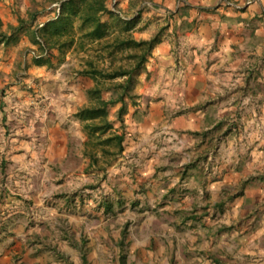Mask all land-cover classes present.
<instances>
[{
  "label": "rangeland",
  "instance_id": "rangeland-1",
  "mask_svg": "<svg viewBox=\"0 0 264 264\" xmlns=\"http://www.w3.org/2000/svg\"><path fill=\"white\" fill-rule=\"evenodd\" d=\"M56 1L13 0L10 5L6 4L12 7L14 16L20 11L26 13L27 5L28 13L42 15ZM136 11L129 0L125 15L132 16ZM107 18V15L103 17ZM11 25L2 23L0 31H9ZM142 26L133 31L136 38H141ZM22 35L19 33V37ZM13 42L1 46L3 56L15 54ZM75 48L64 53L55 50L53 63L33 72L26 57L32 49L24 47L15 61L5 64L10 66V72L1 73V95L5 96L8 90V94L12 93L13 105L24 99L31 107H39L38 110L47 113V121L41 132L38 120L32 133L25 131L24 122L19 121L15 113L8 124L7 135L10 132V138L17 140L6 149L15 152L0 163V264H121L122 238L126 244L127 264H210L218 258V253L222 256L220 259L227 258L225 264H253L244 262V254L236 252L240 247L237 237L264 227V173H250L244 179L234 174L236 177L219 185L215 181L222 175L211 172L200 192L198 186L192 188L193 176L186 163L177 164L173 158L169 166L166 162L170 154L161 152L153 159L145 155L143 158L131 156L127 152L105 170L88 169L90 159L84 155L82 147L86 133L73 115L76 111L72 112V103L79 101L80 95H74L78 85L83 86L86 99L78 107L90 103L87 90L94 81L79 70L83 60L94 53ZM30 57L34 58L32 54ZM89 78L92 86H89ZM67 100L71 103H66ZM64 108L67 113H62ZM116 109L117 106L110 108L114 121ZM256 109V112L251 111L254 118L251 128L261 131L262 122L258 121L264 112ZM65 132L69 139L66 156L60 153L59 143V136H64ZM41 133L44 142L41 149L37 142L35 151L43 156L34 159L20 141H31V137L40 140ZM246 140L241 146L243 159L253 166L259 162L264 164V151L254 160V144ZM213 149L209 144L205 151L209 153ZM225 149L232 150L227 146ZM55 150L60 152L55 153ZM205 151L199 153L197 160L203 161L209 172L216 166L223 168L224 173L234 169L230 161L235 155L229 156H233L230 160L226 157L216 162L215 158L209 159L208 154L204 158ZM242 156L240 162L244 161ZM252 176L255 178L250 179ZM208 224L211 225L209 233ZM204 234H208V238L202 245ZM232 234L236 236L228 237ZM257 240L259 247H264V237ZM218 241L224 246L219 250L211 249ZM229 244L234 246L233 252L227 250ZM255 259L259 260L258 253Z\"/></svg>",
  "mask_w": 264,
  "mask_h": 264
},
{
  "label": "crops",
  "instance_id": "crops-1",
  "mask_svg": "<svg viewBox=\"0 0 264 264\" xmlns=\"http://www.w3.org/2000/svg\"><path fill=\"white\" fill-rule=\"evenodd\" d=\"M10 1L13 0H0V21L17 25L18 18L28 19L29 5L26 6V13L20 11V14L14 16L11 14L12 7L8 6ZM224 1L153 0L152 6L143 8L140 25L144 28L140 31L141 37H151L164 29L162 41L155 46L146 68L139 75L136 87V92L141 96L139 103L131 107L126 116L124 154L129 152L131 156L143 158L145 155L153 159L156 153L161 152L167 156L170 154L166 162H169V166L173 158L177 160V164H191L188 168L193 176L192 188L198 186L200 192L203 191L205 178L211 172L219 177L222 175V178L215 181L219 185L236 177L234 174L237 178L244 179L250 173H264L262 162L253 166V163L246 162L241 154V146L248 136L250 140L246 141L254 144V160L264 151V114L258 121L262 122V130L253 131V127L251 128V121H254L251 111L256 112L258 107L259 111L264 112V0H257L241 10L233 5H225ZM227 1L237 4L246 0ZM119 6L125 11L129 0H122ZM47 9V13L37 15L30 29L26 27L27 31L33 30L39 21L52 16L53 11L49 6ZM6 32L10 34V30ZM17 37L13 42L15 54L3 56L1 46L5 43L0 44L1 164L4 158L7 159L15 152L6 150L17 140L16 137L10 138V132L7 135L8 124L15 114L21 119L19 121L24 122L22 124L25 131L31 133L35 131L34 125L38 120L40 131L43 132L42 126L47 121V113H43L42 109L38 110L39 107H31L24 99L13 105L12 93L8 94V90L5 91V96L1 95V73L10 72V66L5 64L15 61L19 50L24 47L25 50L39 48L24 32L22 37H19V34ZM30 56L28 53L26 57L31 71L38 72L41 66H45L35 64L34 58ZM89 81V86H92L90 78ZM83 89V86L79 85L74 88L75 94L72 95L78 94L80 98L78 102L72 103V112L86 100ZM71 99L73 97H69V100ZM69 100L66 103L70 104ZM249 111L250 113L246 114ZM65 112L67 113L66 108L62 110V113ZM243 113L246 115L243 116ZM115 126L118 127V124ZM62 136H59L61 152L55 150V153H64L66 156L69 153L67 132L63 139ZM39 137L40 140L31 137V141H20L34 159L43 156L35 151L37 142L38 148L44 142L43 133ZM86 137H82V147ZM209 144L214 146V149L208 153L205 150ZM225 146L232 150H226ZM203 151L206 153L204 158L208 154L209 159L215 158L216 162L224 161L226 157L230 160L233 156H229L235 155L230 161L233 162L234 169L224 173L223 168L216 166L209 172L208 166L197 160L199 153ZM241 156L244 160L242 162L239 161ZM206 228L209 233L211 225H206ZM230 236L234 238L236 234L228 235ZM206 237L208 238V234H204L202 245L206 243ZM261 237H264V227L237 237L240 247L236 252L244 254V262L264 264V247H259L257 243V239L260 240ZM223 246L224 244L218 241L211 249L219 250ZM233 247L229 244L227 250L233 252ZM257 253L259 260L255 259ZM217 256L218 258L210 264H225L224 260L227 258L220 259V253Z\"/></svg>",
  "mask_w": 264,
  "mask_h": 264
},
{
  "label": "trees",
  "instance_id": "trees-1",
  "mask_svg": "<svg viewBox=\"0 0 264 264\" xmlns=\"http://www.w3.org/2000/svg\"><path fill=\"white\" fill-rule=\"evenodd\" d=\"M111 1L58 0V17L48 19L41 27L37 23L33 30H26V27L31 28L37 18L36 12L30 11L28 19L20 17L17 25L10 26V34L0 31V44L15 42L17 34L21 32L28 34L39 45L40 56H34L37 65H51L55 50L64 53L75 48V44L78 45L75 49L79 51H93L94 54L90 53L83 60L82 69L79 70L80 74L94 81L87 90L90 103L78 107L73 114L82 123L87 136L84 155L90 159L89 170H105L124 155L126 116L141 98L136 92L139 75L146 68L155 46L162 41L164 29L151 37L136 38L133 31L141 27L143 8L146 2L153 0H130L131 7L135 6L137 11L129 17L117 0H113V4ZM106 15L108 18L104 20ZM113 106H117L118 127L110 117V108ZM253 178L255 176L250 179ZM218 206H222V203H218ZM125 234L124 230V237ZM120 245V262L127 264L123 238ZM83 259L87 263L85 253Z\"/></svg>",
  "mask_w": 264,
  "mask_h": 264
},
{
  "label": "built area",
  "instance_id": "built-area-1",
  "mask_svg": "<svg viewBox=\"0 0 264 264\" xmlns=\"http://www.w3.org/2000/svg\"><path fill=\"white\" fill-rule=\"evenodd\" d=\"M114 1H116V0H114ZM257 0H246L244 3H231V2H229V1H227V0H225L224 1V4L225 5H227V6H229V5H233L236 9H238V10H241V9H243L245 6H249L250 4H252V3H254V2H256ZM152 6L153 5V3L152 2H150V1H148V2H146V6ZM49 9H51L52 11H53V14H52V16L50 17V18H57L58 17V15H59V12H60V2H54V3H52L50 6H49ZM49 18V19H50ZM48 20V19H47ZM47 20H41V21H39L38 22V26H42L43 24H44V22L45 21H47ZM31 54L33 55V56H40V52H37V50L36 49H32L31 51Z\"/></svg>",
  "mask_w": 264,
  "mask_h": 264
}]
</instances>
